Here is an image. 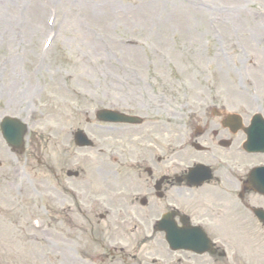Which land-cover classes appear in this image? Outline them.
<instances>
[{
	"label": "rangeland",
	"instance_id": "374dc122",
	"mask_svg": "<svg viewBox=\"0 0 264 264\" xmlns=\"http://www.w3.org/2000/svg\"><path fill=\"white\" fill-rule=\"evenodd\" d=\"M255 48L264 49V0H0V120L15 116L30 128L22 156L0 133V264H77L68 220L62 227L52 211L59 201L41 202L54 182L38 161L94 167L96 159L66 152L90 112L139 94L180 103L205 78L248 97L241 71L264 80Z\"/></svg>",
	"mask_w": 264,
	"mask_h": 264
},
{
	"label": "flooded vegetation",
	"instance_id": "af4514ba",
	"mask_svg": "<svg viewBox=\"0 0 264 264\" xmlns=\"http://www.w3.org/2000/svg\"><path fill=\"white\" fill-rule=\"evenodd\" d=\"M256 114L264 118V88L245 104L216 90L186 103L161 142L155 123L117 128L118 170L82 169L70 181L77 213L106 240L108 264H264Z\"/></svg>",
	"mask_w": 264,
	"mask_h": 264
},
{
	"label": "water",
	"instance_id": "95a60500",
	"mask_svg": "<svg viewBox=\"0 0 264 264\" xmlns=\"http://www.w3.org/2000/svg\"><path fill=\"white\" fill-rule=\"evenodd\" d=\"M3 133L7 141L14 147H22V137L26 130L25 127L15 120L7 119L2 124Z\"/></svg>",
	"mask_w": 264,
	"mask_h": 264
}]
</instances>
